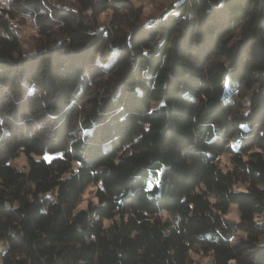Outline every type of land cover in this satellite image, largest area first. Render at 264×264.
I'll return each mask as SVG.
<instances>
[{"label":"trees","instance_id":"obj_1","mask_svg":"<svg viewBox=\"0 0 264 264\" xmlns=\"http://www.w3.org/2000/svg\"><path fill=\"white\" fill-rule=\"evenodd\" d=\"M0 241V264H264V0H178L149 21L134 0H9Z\"/></svg>","mask_w":264,"mask_h":264},{"label":"rangeland","instance_id":"obj_2","mask_svg":"<svg viewBox=\"0 0 264 264\" xmlns=\"http://www.w3.org/2000/svg\"><path fill=\"white\" fill-rule=\"evenodd\" d=\"M52 3H56V5H64V6H72L73 0H49ZM135 3L142 8V18L144 21H149L156 19L160 13L167 10V8L178 0H134ZM9 0H0V10L2 7L8 4ZM113 15V10L109 9L102 12L99 16V21L102 23H109L111 17ZM20 25V42L23 51L26 53H31L34 50L35 42L37 40V31L34 28V22L31 18H22L19 20ZM246 101V100H245ZM246 103V102H245ZM245 108L244 110H246ZM49 157L50 155H46ZM9 162L20 169H27L29 165L28 156L22 152L16 157H13L9 160ZM220 164L223 169L228 170L232 169L233 165L231 162L230 153L225 152L220 156ZM99 184H90L87 186L85 191L82 193L80 202L78 204V208H83L88 205L90 200H96L95 190ZM227 217L233 220H239V210L237 204H232L230 211L226 215ZM245 236L244 232L239 231L236 232L235 237H243ZM1 247V241H0ZM192 256L198 260L201 264H211V256L210 253L200 252L197 250H193L191 252Z\"/></svg>","mask_w":264,"mask_h":264}]
</instances>
